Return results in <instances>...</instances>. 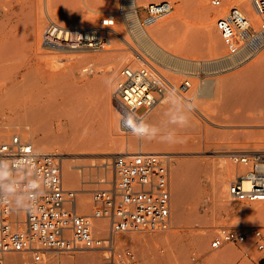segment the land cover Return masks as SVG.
<instances>
[{
  "label": "rangeland",
  "instance_id": "obj_1",
  "mask_svg": "<svg viewBox=\"0 0 264 264\" xmlns=\"http://www.w3.org/2000/svg\"><path fill=\"white\" fill-rule=\"evenodd\" d=\"M99 1H104L105 5L111 3L112 9L102 13L103 16L91 24L71 23L70 20L81 17L83 11L66 15L59 9L60 6L56 0H10L9 5L5 6L10 9L11 15L10 17L4 13L0 15L3 20L0 22V48L3 47L7 52L6 54L14 55L16 51L21 52L17 58L10 61V65L0 68V130L10 128L9 134L1 137L0 142L18 134L24 139L32 141L40 151L63 152V156H58V159L62 164L65 185L69 188L84 189L87 180L91 184L87 188L90 189L89 191L84 190V193L82 191L79 194V211L87 214L93 210V189L107 186L101 182V179L111 181L114 177L112 159L107 163V156L103 155L105 151L111 150L114 153H120L142 150L170 153L171 157H167V161L172 197L171 227L165 231L154 233L142 231L120 233L116 237L117 248L129 247L133 249L142 264H180L181 261L191 257L200 259L202 263L214 264L209 260V256L217 253L227 254L225 264H256L263 253L257 251L249 242L227 243L214 250L210 247L212 238L220 228L260 226L264 231V215L260 216V212H255L252 216L241 213L244 209L254 206H261L264 209L263 203H248L232 196L228 198L229 203H225L218 199L215 192V185L227 163L234 169L236 176L247 171L249 166L234 162L233 155L239 153L224 156L222 153L213 151L225 150L229 146L235 148L236 145L242 146V144L247 146L262 144L264 141V94L259 98V102L254 108L244 110V115L237 124H248L246 127L236 126L235 122H230L227 119L240 110L236 105L225 104L222 99L213 95L196 97L193 95L196 86L203 82L211 81L213 87L216 88L223 80L228 81L231 75L253 64L264 67V33L259 34L253 41L250 55L238 63L230 64L219 61L216 57L218 55L212 47L213 41L219 40L222 45L220 55L224 57L226 48L220 33L216 29L215 22L218 16L224 15L230 7L236 5L242 10L243 7L247 9L249 15L247 17H251L249 30L253 34L257 33L261 27L260 16L257 15L258 20L256 21L252 3L250 6V4L243 2L244 0H225L224 6L221 8H216L211 5L210 0H205L209 9L206 12L202 9L199 0H172V11L155 21L144 22V24L150 27V25L157 24L160 20L174 16L180 11V15L176 16V21L171 24L172 26L170 25L166 31L157 36V39H160L166 48L173 49L174 52L183 57L184 65H180L182 62H175L159 55L153 56L148 49L144 51L145 47L142 49V42L137 39V28L133 25L132 20L130 22L128 20L132 19L133 4L130 1ZM150 1L153 0H138V10L142 17L145 15L144 7L147 5L145 2ZM180 2H183V6ZM178 6L184 9L178 10ZM120 9H123V14L119 13ZM110 15H113V19L115 18L114 24L103 27L102 18L106 19ZM39 19L41 21L43 19L44 23L42 22L43 27L41 26L38 30L36 29V22ZM211 19L214 20L212 27L209 26ZM52 21L67 27L93 28L97 32L98 38L100 30H103L101 38L104 48L84 46L74 48L75 50L71 51L69 50L71 48L59 47L51 43L49 45L44 40V32ZM39 36H43L41 40H39ZM101 53L106 54L103 59L87 58L90 54ZM38 54L40 55L38 56ZM143 57L149 59L175 86H178L185 79H189L192 86L185 97L167 92L164 99L152 107L142 121V124L148 126V132L137 137L122 124V119L129 116L125 107L115 97L114 90L119 71L126 66L141 65ZM36 65L43 68L45 80L40 101L31 105L28 90L30 91L32 86L23 84L18 79L21 91L12 92L11 88L15 80L11 74L16 70L24 72L31 67L35 69ZM84 67L89 69L82 72ZM87 81H94L98 84L108 83L106 88L107 102L111 100L112 106L105 110L101 108L99 113L103 114L100 118L102 123L96 124L89 134L83 135L84 138L88 136L97 137L101 142V147L98 148L97 152H94L95 154H76L73 142L65 140L73 134L71 121L57 105L55 106L51 102L60 103L77 94ZM96 89L95 87L93 90L85 92L84 96L93 98L100 95ZM189 102L194 104V110L190 114L198 122L192 120L190 116L188 123L181 125L180 118L186 116L181 110L188 112ZM43 104H46L48 108L45 112L41 110V115L30 120L26 119V121L21 119L20 115H26L34 106L43 107ZM175 107L179 110H176ZM143 110L140 108L139 113ZM172 134H174V138L171 142L164 140ZM50 137L59 138L51 141L49 140ZM115 137L117 138L115 139ZM152 137L155 138L149 140ZM43 138L47 140L44 141ZM141 141L144 143L143 149L139 146ZM224 146L226 147L224 148ZM236 149L239 150L240 148ZM112 157L113 155H111ZM70 161L75 166L74 170L79 178V183L75 185L65 181L63 163ZM179 172L180 177L177 176ZM178 178L186 183L187 188L192 192L183 201L181 210L177 208L174 197L175 183ZM85 197L89 200L88 205L81 203ZM99 222L105 225L103 226L101 223L103 228L100 229L102 235H105L108 231V220H97L96 227L99 226ZM199 236H205L201 247H197L195 244ZM246 252H249L254 260L246 256ZM78 253L90 254L93 257L79 262L77 260ZM105 255L104 250L97 248L76 251L49 250L44 253V260L35 262L31 253L15 252L9 255L7 263L12 264L15 259L18 264H107Z\"/></svg>",
  "mask_w": 264,
  "mask_h": 264
},
{
  "label": "built area",
  "instance_id": "obj_2",
  "mask_svg": "<svg viewBox=\"0 0 264 264\" xmlns=\"http://www.w3.org/2000/svg\"><path fill=\"white\" fill-rule=\"evenodd\" d=\"M221 8L225 0H210ZM253 8L262 24L257 33L249 30L244 11L233 6L215 22L226 48L223 61L238 63L250 55L253 41L264 33V0H253ZM145 19L153 21L173 9L172 0H153L144 7ZM119 13L123 14V9ZM113 15L102 25L114 24ZM51 31L61 32L63 42L103 47V39L93 28L67 27L52 21ZM65 38V39H63ZM192 82L185 79L175 86L158 68L143 57L142 64L119 71L114 95L136 123L142 124L147 113L167 92L175 90L185 97ZM143 112L139 113V109ZM234 162L249 169L229 184V194L237 200L264 204V152L233 155ZM114 177L92 191L93 210L79 211L82 189L69 188L63 180L62 164L53 152L38 150L32 141L14 134L0 142V264H7L11 253L29 252L35 262L44 260L49 250L76 251L97 248L106 252L107 264H142L129 248L118 249L116 237L126 231L154 233L171 227L172 197L167 155L137 151L115 153L112 157ZM99 219L108 220L107 233L96 227ZM100 230V231H99ZM251 243L263 253L256 264H264V231L250 228H220L210 247L219 249L227 243ZM251 260L249 252L245 253ZM180 264H208L191 257Z\"/></svg>",
  "mask_w": 264,
  "mask_h": 264
},
{
  "label": "bare ground",
  "instance_id": "obj_3",
  "mask_svg": "<svg viewBox=\"0 0 264 264\" xmlns=\"http://www.w3.org/2000/svg\"><path fill=\"white\" fill-rule=\"evenodd\" d=\"M12 1H14V0H12ZM127 1H130L131 4H133V8L131 11V18L132 19H128V20H129V22H130V20H132L133 25H135V27L137 28V31H138L137 35L138 36L137 35L136 36L138 37L137 39H139L142 42V45H141L142 49L145 47L144 51H146V49H148V51H150V53H152L153 56L159 55L162 58L164 57V58H167V59L175 61V62H179V63L182 62V63H180V65L183 64L184 63L183 57H181L179 54L174 52L173 49L170 50L169 47L166 48L164 46V44L160 41V39H157V36H159L163 31H166V29L172 23H174L176 21V16L180 15V11L178 14H176L174 16H169L163 20H160L159 22H157V24L155 23L154 25H152V26L150 25V27H148L149 25L146 26L147 24L145 25L144 22L147 23L150 20L145 19L144 16L142 17L140 11L138 10V5H139L138 0H127ZM199 1H200V5H201L202 9L205 10V12L208 11L209 9L207 7L206 1L205 0H199ZM9 2H10V0H0V15H2V13H4V14H6L7 17H10V15H11L10 9L5 7L6 5H9ZM243 2L248 3L251 6V3L253 2V0H244ZM56 3L60 6L59 9L66 15H70L71 13L76 12V11H78V12H81V10L83 11V15L81 17L70 20V22L73 24H83V23H90L91 24V23H94V21L96 19H98L100 16H103V15H101L102 13L104 14V12H106L107 10L110 11L112 9L111 3H108L107 5H105L104 1H99V0H56ZM182 3H181V6H183ZM145 4H147V3L145 2ZM40 5H41V3H40ZM181 6H178L179 7L178 10L184 9V8H181ZM243 8H244L243 9L244 13L246 14V16L249 17V15L247 14V12H248L247 9L245 7H243ZM252 8H253V5H252ZM229 9H228V11H229ZM253 12H254V14H253L254 19L257 21L258 18H257V14L255 13L254 8H253ZM129 15H130V12H129ZM40 16H42V15H40ZM110 16H112V15H110ZM250 18H248L249 22H250ZM104 19L105 18H102V21ZM106 19H107V17H106ZM8 20H10V19H8ZM153 21H155V20H153ZM213 21H214L213 19H211L209 21V26H211V27L213 26ZM0 22H3V20L1 19V16H0ZM42 22L44 23L43 19H42V21H41V19H39L36 22V29L39 30V28L43 25ZM148 23H150V22H148ZM87 28H89V27H87ZM40 32L42 33L41 30H40ZM102 33H103V30L102 31L100 30V32H99L100 37H101ZM96 34H97V32H96ZM61 36H64L61 34V32H59L58 30L51 31L49 29V27H47L46 31L44 32V37H45L44 40H46L49 43V45L51 43V44H55L59 47H64V48H68V49L71 48V49H69L71 51H74L75 50L74 48H77V47H84V46L90 47L91 45H93V44H87V45H83V46L72 45V44L63 42L60 39ZM42 37L43 36H41L39 40H41ZM63 39H65V38H63ZM215 39H217V38H215ZM39 43H40V41H39ZM51 47H52V45H51ZM212 47L214 48L215 53L218 55V56H216L217 59L219 61H223V55H222V57L220 55V53L222 51V45L219 42V40H214L212 43ZM55 48H56V46H55ZM94 48L100 49V47H94ZM212 51H213V49H212ZM20 52L21 51H16L14 53V55L13 54H6L7 53L6 50L3 49V47H1L0 48V68H5L8 65H10V63H11L10 61L13 58H17V56ZM39 55L40 54H38V56ZM105 55H106L105 53L90 54L87 56V58L88 59L89 58L90 59H93V58L94 59H103L105 57ZM142 56H144V55H142ZM41 60H43V58ZM186 63H188V62H186ZM88 69H89L88 67L87 68L84 67L82 69V72L87 71ZM33 74L35 76H32ZM12 76L14 77V80H15V83L13 84V86L11 88L12 92L21 91L20 82L18 81V79H20L23 84H26L28 86H32L31 90L30 91L28 90V92H29L28 98L32 102L31 105H34L36 102L40 101V98H41L40 96L42 94L43 82L45 80V78L43 77V68L42 67L37 66L35 69H32V67H31L29 69H26V71H24V72H22L20 70H16L15 72H12L11 77ZM95 87L97 88L96 90L100 92V95L93 97V98H87L84 96L85 92L91 91ZM107 87H108V83L98 84L94 81H87V83L84 85V87L81 88L77 94L72 95V96L64 99L60 103L51 102L53 105H55V106L57 105L59 107V109L62 111V113L65 114L66 116H68L70 121H71V128H72L71 131L73 134L69 138L65 137L66 138L65 140L73 142V148L76 149V151H75L76 154L77 153L78 154H89V153L93 154L94 152H97L98 148L101 147V142L97 137L91 138L90 136H88V137L84 138L83 135H85L86 133L89 134L96 124L102 123V119H100V118H102L103 114H100L99 110L101 108H103L105 110V109L109 108V106L110 107L112 106L111 100L107 102V95H106V88ZM196 87L197 88L195 89V93H194L193 97L203 96V95H213L214 97H217L218 99H222L225 104L236 105V107L240 110H238L235 115H232V116L228 117L227 119L230 122H233V123L235 122L236 126L246 127V126H248V124H242V123L237 124V123L240 121V119L244 115V112H245L244 110H249V109L254 108L256 106V104H258L259 98H261L262 95L264 94V67H261L258 64H253L250 67H247V68L243 69L242 71H240L234 75H231L230 78L228 79V81L223 80V82L221 84H218V86L216 88L213 87V83H211V81L203 82L200 85H197ZM231 96H232V98H231ZM47 108H48V106L46 104H43V107H40V106L35 107L34 106L28 111V113L26 115H20V117H21V119H25V121H26V119L30 120L32 118H35V117L41 115V110H43V112H45V110H47ZM175 109L179 110L177 107H175ZM181 111L185 115L188 114V112L186 110H181ZM189 115L191 116L192 120L198 122L195 118L192 117L191 114H189ZM128 116L129 117H126V118L133 119V117L131 115L128 114ZM23 122H24V120H23ZM9 129H7V128L3 129L2 128V130H0V138L5 136L6 134L8 135ZM38 130H39V128H38ZM245 132L249 133L248 131H245ZM57 138H59V137H50L49 140L53 141V140H56ZM116 138L117 137H115V139ZM47 139H48V136H47ZM47 139H44V141H46ZM263 142H262V144H258V145H254V146H252V145L247 146V145H243V144H242V146L236 145L235 148H233L232 146L225 148L226 146H224L225 150H218V151H213V152L222 153L224 156L225 155L229 156L232 153H240V152L259 153V152H264V143ZM139 146L141 149H143L144 143L141 141L139 143ZM236 148H240V149L237 150ZM139 151H142V150H139ZM151 152L163 153V152H158V151H151ZM53 153H56L58 156H61V157L64 154L63 152L62 153L53 152ZM120 153H126L127 154V153H133V152H120ZM252 153H249V154H252ZM114 154L115 153L111 150L105 151V153H103V155L107 156V159H108L107 163H109V160L112 159L111 155H114ZM163 154H166L168 158L171 157L170 153H163ZM63 167H64V172H65V181L68 184H72V185L79 183V178H78V176L74 170L75 166L73 165V163L71 161L65 162V163H63ZM177 176L180 177V172H179V175L177 174ZM235 176H236V173H235L234 169H232L227 163V165H225L223 167L221 174H220V177H219V179L215 185V190H216L215 192H216V195H217L219 200L224 201L225 203H229L228 198H229V196L231 197V195L229 194V184H230L232 178L233 177L235 178ZM90 185L91 184L87 180L85 185H84V189H82L83 193H84V190L85 191L90 190V189H87V188H89ZM187 187L188 186L186 185V183L182 182L180 178L177 179V181L175 183L174 197L176 200V206L180 210L182 209L181 206H182L183 201L185 199H187L189 197V195L192 193L190 191V189H188ZM79 203H80V198H79ZM81 203H83V205H88L89 200H87V198L85 197V199H83V201L81 200ZM255 212H260L259 213V214H261L260 216L264 215V209L261 206H254V207L249 208V209H244L241 213H243V215H249L250 214L252 216L253 213H255ZM99 223L100 224H99V226L97 225V228L102 229L103 228L102 224H103V226H105V225L102 222H99ZM204 240H205V236H199L195 242L196 246L201 247L203 245ZM91 256L92 255L86 254V253H78L77 254V260L79 262H81V261L87 260ZM226 257H227V254L217 253L214 255H210L209 260L212 261V263L214 262V264H225V258ZM19 259H21V258H19ZM12 264H18L17 260L14 259L12 261ZM98 264H101V263H98Z\"/></svg>",
  "mask_w": 264,
  "mask_h": 264
},
{
  "label": "clouds",
  "instance_id": "obj_4",
  "mask_svg": "<svg viewBox=\"0 0 264 264\" xmlns=\"http://www.w3.org/2000/svg\"><path fill=\"white\" fill-rule=\"evenodd\" d=\"M173 94H175V90L171 91ZM194 110V104L189 102L188 104V114L186 116H182L180 118V124L181 125H185L188 123L189 119H190V113ZM122 124L124 127L128 128L131 130V132L137 136V137H141L144 133L148 132V126L146 124H137L135 120L131 119V118H123L122 119ZM155 137L149 138V140L154 139ZM174 138V134L170 135L168 138L164 139L167 140L169 142H171Z\"/></svg>",
  "mask_w": 264,
  "mask_h": 264
}]
</instances>
